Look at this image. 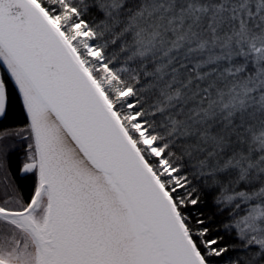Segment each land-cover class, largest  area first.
I'll return each mask as SVG.
<instances>
[{
	"label": "snow or ice",
	"instance_id": "snow-or-ice-1",
	"mask_svg": "<svg viewBox=\"0 0 264 264\" xmlns=\"http://www.w3.org/2000/svg\"><path fill=\"white\" fill-rule=\"evenodd\" d=\"M15 107L0 264H264V0H0Z\"/></svg>",
	"mask_w": 264,
	"mask_h": 264
},
{
	"label": "trees",
	"instance_id": "trees-1",
	"mask_svg": "<svg viewBox=\"0 0 264 264\" xmlns=\"http://www.w3.org/2000/svg\"><path fill=\"white\" fill-rule=\"evenodd\" d=\"M24 123V114L18 107H15L6 118H0V133H3L6 130L10 131L19 128L23 126ZM0 143L19 145L20 142L16 138L14 140L11 137H6L5 140L0 141ZM9 160V167L11 169L12 177L14 178V181L19 187L20 191L25 195V197H27L31 191L33 180L30 176L27 178L18 177V171L22 161V153L18 149L13 151L9 156Z\"/></svg>",
	"mask_w": 264,
	"mask_h": 264
},
{
	"label": "flooded vegetation",
	"instance_id": "flooded-vegetation-1",
	"mask_svg": "<svg viewBox=\"0 0 264 264\" xmlns=\"http://www.w3.org/2000/svg\"><path fill=\"white\" fill-rule=\"evenodd\" d=\"M22 162V161H21ZM18 177L19 178H23L24 176H21L20 174H19V171H18ZM13 178V177H12ZM14 179V178H13Z\"/></svg>",
	"mask_w": 264,
	"mask_h": 264
},
{
	"label": "rangeland",
	"instance_id": "rangeland-1",
	"mask_svg": "<svg viewBox=\"0 0 264 264\" xmlns=\"http://www.w3.org/2000/svg\"><path fill=\"white\" fill-rule=\"evenodd\" d=\"M11 138L15 140V137H11Z\"/></svg>",
	"mask_w": 264,
	"mask_h": 264
}]
</instances>
